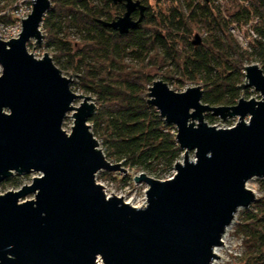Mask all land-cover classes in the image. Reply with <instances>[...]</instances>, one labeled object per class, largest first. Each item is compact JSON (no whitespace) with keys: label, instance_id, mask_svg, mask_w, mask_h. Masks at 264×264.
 Returning a JSON list of instances; mask_svg holds the SVG:
<instances>
[{"label":"water","instance_id":"95a60500","mask_svg":"<svg viewBox=\"0 0 264 264\" xmlns=\"http://www.w3.org/2000/svg\"><path fill=\"white\" fill-rule=\"evenodd\" d=\"M112 1L124 3L125 12L102 20L105 26L126 34L142 23L147 5L141 0ZM52 6V0H32L19 37H0V186L15 173L41 174L0 194V264H212L220 259L214 248L224 245L237 212L258 199L247 183L264 178L263 69L246 66L242 84L261 99L242 97L235 105L204 103L201 86L178 92L162 79L153 82L149 103L176 127L184 153L173 178L135 176L136 183L148 186V204L136 207L123 196H107L97 182L100 171L128 169L99 148L89 123L97 109L93 97L74 92L72 74L65 76L49 54L37 58L28 51L30 41L44 43L41 26ZM201 42L197 34L193 44ZM69 112L71 133L63 127ZM207 113L240 121L219 128L206 121ZM29 195L34 197L25 199Z\"/></svg>","mask_w":264,"mask_h":264},{"label":"trees","instance_id":"16d2710c","mask_svg":"<svg viewBox=\"0 0 264 264\" xmlns=\"http://www.w3.org/2000/svg\"><path fill=\"white\" fill-rule=\"evenodd\" d=\"M141 1L147 5L142 23L121 34L102 20L122 15L124 3L52 0L42 24L44 45L56 50L53 59L64 61L80 77V88L96 98L89 122L102 137L106 157L163 179L184 150L176 127L149 103L155 79L150 67L165 72L166 81L177 76L179 82L201 83L204 103L235 105L242 93H251L250 88L242 89L245 63L259 58L264 71V0H171L172 5L159 11L149 0ZM9 2L0 0V13ZM0 19L9 22L15 17ZM235 24H250L258 36L242 46L231 30ZM197 34L202 42L194 45ZM206 116L214 119L211 113ZM258 179L263 196L241 212L238 225L250 254L247 264H264V178Z\"/></svg>","mask_w":264,"mask_h":264},{"label":"rangeland","instance_id":"374dc122","mask_svg":"<svg viewBox=\"0 0 264 264\" xmlns=\"http://www.w3.org/2000/svg\"><path fill=\"white\" fill-rule=\"evenodd\" d=\"M15 1L16 0H10V2L8 4L6 3L5 4L6 7L3 9V11L12 8ZM21 1H23V0H21ZM4 3L5 2H2L1 5H3ZM149 3L151 4V6L156 11H159L160 8H163L166 10L168 8V6L173 4L171 0H149ZM25 4H26V8H28L32 11V0H25ZM31 11H30V13H31ZM42 30H43V27H42ZM45 33L46 32H44V30H43L44 35H45ZM232 33L235 35V37L238 39V41L242 44V46H246V45H244V42H246L244 40V38H245V36L247 37V32L245 31V29L243 27L240 28L238 26L237 28L236 27L233 28ZM249 42H251V41L249 40ZM28 51L33 53L34 56L37 58H43L45 55V52L53 58L54 54L56 53V50L54 48L46 47L44 45V43L42 45H38L34 42V40H32L28 43ZM53 61L56 64V66L62 70V73L65 76L70 77V75L72 74L71 78L73 79V83L76 82L75 85L73 83L71 85L72 90L74 92H76L78 94L90 95L93 97V99L96 103V100H95L96 98L94 97V95L86 93L80 88V85H79L80 77L78 75H76V73H74L71 69L66 68L64 66V61L58 62V61H55L54 59H53ZM245 64H246V66L251 65V64H258L262 68V62L260 61L259 58L253 59L251 62L248 60ZM149 70L151 71L152 74L155 75L154 81L160 80V79L163 80V75L165 72L160 71L155 66L150 67ZM1 74H2V68L0 67V75ZM176 77L172 81H166V80H164V81H166L172 89H174L178 92L185 91V90H187L188 87H193V86H201L202 87L201 83H197V82L191 81V80H184L182 82H179L176 79ZM73 85L75 87L74 89H73ZM250 91H251L250 94L242 93L240 98L244 97L246 99H251V98H255L257 100L260 99V93L259 92H256L253 88H250ZM80 103H81V100H76L74 102V105L79 106ZM212 117L214 118L213 120H211V118L206 116V121H208V123L210 125H215L219 128H226L228 126L237 124L240 121L238 117L228 118L225 121H222L220 119V117H215L213 115H212ZM246 120H249V118H246ZM89 123L91 125V130L94 133L93 124L91 122H89ZM73 125H74L73 112H69L68 116L64 120L63 127L67 132L71 133ZM95 137L98 139L99 148L104 152L105 146L103 144L102 137L98 134L95 135ZM190 157L192 159H195V155L193 152L190 153ZM181 160H183V156H182ZM111 161H113V160H111ZM123 166L128 169L127 173L113 172L115 174L112 175V174H105L104 173V172H110V171H100L96 176L97 182L102 184L105 187L104 190H105L107 196H113V194L115 196H119V197L123 196L122 199H124V201L130 203L131 205L136 206V207H144L146 203L148 204V198H147V192H146L148 189V186L145 183H136L135 179H134L135 176L141 174L142 172L136 171L130 167L125 166L124 164H123ZM175 173L176 172L174 169L170 174H168L163 179L173 178ZM38 175H41V174L40 173H32V174L19 175V174L15 173L13 176H11L13 178V180L5 181L4 183H2V185L0 186V194H5L6 192H8L10 190L19 189L24 184L31 183L33 178L35 176H38ZM17 181H19V183H20L19 188H17V186H16ZM247 187L252 189L256 193L257 198H260L263 196V192L260 188L259 179L255 178V179L250 180L247 183ZM33 197H34V195H29L25 199H32ZM244 209L245 208H241L237 212L234 221L226 230L225 239L227 242V247L224 248V245H221V247L223 249L222 256H220V259L216 258V262L218 261L219 264H247V262H248L250 254H249V251H248L245 243L243 242L242 235L238 232V225L241 222L240 221V214ZM223 244H224V240H223Z\"/></svg>","mask_w":264,"mask_h":264},{"label":"built area","instance_id":"2783aa9c","mask_svg":"<svg viewBox=\"0 0 264 264\" xmlns=\"http://www.w3.org/2000/svg\"><path fill=\"white\" fill-rule=\"evenodd\" d=\"M30 9L26 8L25 0H16L14 2V5L12 8L4 10L0 13V16H13L15 19L13 21H4L0 19V37L6 41L11 40L12 38H17L19 37L20 33L22 32V19L28 17L30 14ZM255 23V21H253ZM237 28L238 26L235 24L232 26L231 30L233 28ZM245 31L247 32V37L245 36L244 40V45H248L249 40L256 38L258 35L255 32L254 28L248 24L243 27ZM42 29V26H41ZM43 32V30H42ZM246 72V71H245ZM261 99V96H260ZM231 125L228 127H233L235 126ZM182 161V160H179ZM176 172V171H175ZM147 203L145 204V206Z\"/></svg>","mask_w":264,"mask_h":264},{"label":"bare ground","instance_id":"6f19581e","mask_svg":"<svg viewBox=\"0 0 264 264\" xmlns=\"http://www.w3.org/2000/svg\"><path fill=\"white\" fill-rule=\"evenodd\" d=\"M225 237H226V234H225L224 237H223V240H224V248L227 247V242H226ZM222 251H223V249H222L221 246H216V247L214 248V252H215V254L218 255V256H222ZM100 264H102V263H100ZM212 264H219V262H218V261L216 262V258H214Z\"/></svg>","mask_w":264,"mask_h":264},{"label":"flooded vegetation","instance_id":"af4514ba","mask_svg":"<svg viewBox=\"0 0 264 264\" xmlns=\"http://www.w3.org/2000/svg\"><path fill=\"white\" fill-rule=\"evenodd\" d=\"M137 14H138V13H135V14H134V17H135V18H137V16H138Z\"/></svg>","mask_w":264,"mask_h":264}]
</instances>
